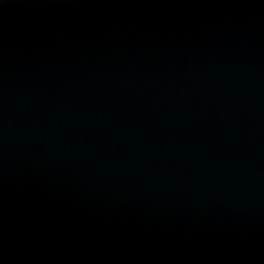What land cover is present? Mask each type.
I'll return each instance as SVG.
<instances>
[{"label":"water","instance_id":"water-1","mask_svg":"<svg viewBox=\"0 0 264 264\" xmlns=\"http://www.w3.org/2000/svg\"><path fill=\"white\" fill-rule=\"evenodd\" d=\"M0 264H264V0H0Z\"/></svg>","mask_w":264,"mask_h":264}]
</instances>
